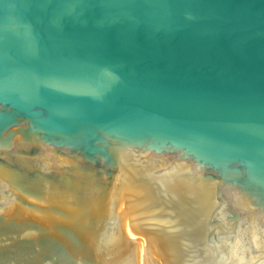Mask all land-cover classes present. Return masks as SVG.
<instances>
[{
    "label": "water",
    "instance_id": "obj_1",
    "mask_svg": "<svg viewBox=\"0 0 264 264\" xmlns=\"http://www.w3.org/2000/svg\"><path fill=\"white\" fill-rule=\"evenodd\" d=\"M0 264H264V0H0Z\"/></svg>",
    "mask_w": 264,
    "mask_h": 264
}]
</instances>
